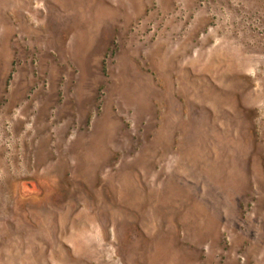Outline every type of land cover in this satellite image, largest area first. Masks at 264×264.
<instances>
[{
    "label": "rangeland",
    "instance_id": "rangeland-1",
    "mask_svg": "<svg viewBox=\"0 0 264 264\" xmlns=\"http://www.w3.org/2000/svg\"><path fill=\"white\" fill-rule=\"evenodd\" d=\"M0 264H264V0H0Z\"/></svg>",
    "mask_w": 264,
    "mask_h": 264
}]
</instances>
